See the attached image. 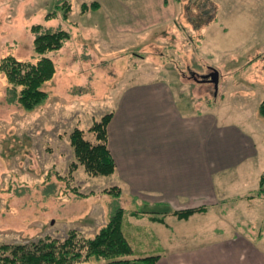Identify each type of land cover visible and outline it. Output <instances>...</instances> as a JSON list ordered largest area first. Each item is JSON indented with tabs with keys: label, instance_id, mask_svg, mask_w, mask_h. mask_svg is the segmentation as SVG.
<instances>
[{
	"label": "rangeland",
	"instance_id": "rangeland-1",
	"mask_svg": "<svg viewBox=\"0 0 264 264\" xmlns=\"http://www.w3.org/2000/svg\"><path fill=\"white\" fill-rule=\"evenodd\" d=\"M59 1L0 0V62L3 57L32 63L40 59L33 48L34 25L71 34L60 50L43 55L57 69L42 85L48 96L38 107L25 110L0 72V246L45 236L61 239L70 230L92 237L116 207L125 213L130 258L163 255L185 245L177 236H186L189 229L179 219H166L177 233L170 235L176 243L167 244L146 220L149 214L131 216L162 209L135 199L124 186L121 197L105 193L117 186L113 174L94 177L78 164L69 173L77 161L69 144L73 129L88 133L95 121L115 111L124 85L154 79L177 85L178 99L195 109L218 104V115L257 145L251 180L228 186V194L240 196L239 201L222 206L225 210L215 208L203 230H209V238L221 230L254 240L264 235V196L244 199L258 187L254 176L264 172V119L258 114L264 100V0H160V24L129 26L124 33L110 16L113 0L84 13L82 5L96 0H69L72 12L66 19ZM214 71L218 82H206Z\"/></svg>",
	"mask_w": 264,
	"mask_h": 264
},
{
	"label": "crops",
	"instance_id": "crops-1",
	"mask_svg": "<svg viewBox=\"0 0 264 264\" xmlns=\"http://www.w3.org/2000/svg\"><path fill=\"white\" fill-rule=\"evenodd\" d=\"M95 2L101 9L104 0ZM162 5L160 0H113L108 8L118 31L124 33L129 26L160 24ZM141 81L123 86L107 128L117 186L122 191L124 186L132 197L163 212L169 208L207 209L187 220L167 215L164 224L146 219L167 244L176 243L171 236L177 234L167 223L168 217H175L189 229V237L188 233L177 236L183 237L185 245L164 253L156 264H264L262 233L254 240L246 234L221 230L209 238V230H203L208 228L203 224L215 215V208L235 203L240 197L228 194V186L251 180L250 161L257 156L253 139L218 115V104H200L195 109L192 103L178 99L174 91L177 85L170 81ZM262 173L254 176L258 185Z\"/></svg>",
	"mask_w": 264,
	"mask_h": 264
},
{
	"label": "trees",
	"instance_id": "trees-1",
	"mask_svg": "<svg viewBox=\"0 0 264 264\" xmlns=\"http://www.w3.org/2000/svg\"><path fill=\"white\" fill-rule=\"evenodd\" d=\"M62 9L63 18H68L71 11L69 0L57 3ZM98 3L93 2L87 7L82 5L81 11L87 8L98 9ZM47 18H50L47 16ZM34 34V51L42 55L35 62L19 61L13 57H6L0 62V72L7 77L12 85L13 95L19 100V104L25 110H32L45 102L48 94L42 89V85L52 80L55 63L47 56V52L60 50L64 43L70 39L65 30H43L41 25L31 27ZM19 88V89H17ZM258 114L264 119V100L258 105ZM112 112L95 121L86 133L81 128H75L70 134L69 144L72 147L75 163L70 165L69 173L75 172L77 164L81 165L87 174L97 176H110L115 173L116 165L113 161L111 150L108 148V124ZM257 190L250 192L244 199L249 201L264 196V172L260 176ZM73 194L83 196L72 189ZM105 193L121 197L122 190L113 186L104 190ZM243 198V197H242ZM240 199V198H236ZM206 208H190L172 211L171 215L179 220H187L194 213L206 212ZM145 214L150 221L164 224L167 212H139L134 211L131 216L138 219ZM125 213L123 208L116 207L110 215V219L92 237H84L76 230L67 232L65 238L45 236L42 239L28 243H11L0 246V264H87L94 260L96 264H156L162 255L143 256L130 258L133 254L130 242L123 231Z\"/></svg>",
	"mask_w": 264,
	"mask_h": 264
},
{
	"label": "water",
	"instance_id": "water-1",
	"mask_svg": "<svg viewBox=\"0 0 264 264\" xmlns=\"http://www.w3.org/2000/svg\"><path fill=\"white\" fill-rule=\"evenodd\" d=\"M218 76H219V74H217L215 71L211 74V75H209V82H211V83H217L218 82Z\"/></svg>",
	"mask_w": 264,
	"mask_h": 264
},
{
	"label": "flooded vegetation",
	"instance_id": "flooded-vegetation-1",
	"mask_svg": "<svg viewBox=\"0 0 264 264\" xmlns=\"http://www.w3.org/2000/svg\"><path fill=\"white\" fill-rule=\"evenodd\" d=\"M206 76H208V75H206ZM203 77H205V76H203ZM206 82H209L210 80L208 79V80H205Z\"/></svg>",
	"mask_w": 264,
	"mask_h": 264
}]
</instances>
